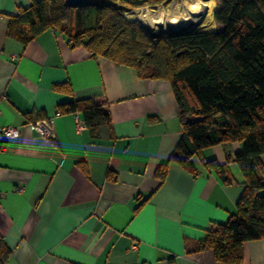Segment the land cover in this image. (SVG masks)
Returning a JSON list of instances; mask_svg holds the SVG:
<instances>
[{"label":"crops","instance_id":"obj_1","mask_svg":"<svg viewBox=\"0 0 264 264\" xmlns=\"http://www.w3.org/2000/svg\"><path fill=\"white\" fill-rule=\"evenodd\" d=\"M32 1L0 0V127L19 130L16 138L0 134L5 264H219L212 250L188 251L236 213L241 145L201 155L226 164L229 184L194 157L196 175L172 162L159 185L155 172L182 131L170 83L72 48L53 29L27 45L10 38V18ZM65 82L71 95L53 89ZM85 99L107 105L111 130H78L75 114H58L59 104ZM49 119L51 139L30 125ZM243 255L242 264H264V240L245 242Z\"/></svg>","mask_w":264,"mask_h":264},{"label":"trees","instance_id":"obj_2","mask_svg":"<svg viewBox=\"0 0 264 264\" xmlns=\"http://www.w3.org/2000/svg\"><path fill=\"white\" fill-rule=\"evenodd\" d=\"M103 1L71 7L65 0H33L10 18L7 34L27 45L53 29L66 36L72 48L83 46L93 56L134 69L139 78L169 82L182 131L170 158L155 172L159 185L165 182L170 163L196 175L192 158H201L205 149L217 145L239 143L241 149L233 163L243 180L236 213L225 223L211 225L205 238L188 252L212 250L219 264H242L243 244L264 240V0H218L213 15L218 31L157 43L122 14L125 10L156 9L173 0ZM53 89L72 93L67 82L54 84ZM57 111L78 115L90 130L101 125L111 130L107 105L92 99L59 104ZM201 160L223 183H230L226 164ZM107 177L115 180L112 173ZM10 255L11 250L0 240V264Z\"/></svg>","mask_w":264,"mask_h":264},{"label":"bare ground","instance_id":"obj_3","mask_svg":"<svg viewBox=\"0 0 264 264\" xmlns=\"http://www.w3.org/2000/svg\"><path fill=\"white\" fill-rule=\"evenodd\" d=\"M193 1V0H191ZM201 6L198 19L188 18V11L182 13L166 14L163 11L150 13L126 12L124 16L131 21L138 23L154 39L165 38L170 34L171 26H180L182 32H210L215 29L213 13L216 10L214 0L196 4Z\"/></svg>","mask_w":264,"mask_h":264},{"label":"rangeland","instance_id":"obj_4","mask_svg":"<svg viewBox=\"0 0 264 264\" xmlns=\"http://www.w3.org/2000/svg\"><path fill=\"white\" fill-rule=\"evenodd\" d=\"M91 1L93 4H101L104 1L103 0H89ZM216 5L218 4V0H214ZM202 2H209V0H173L172 2H170L169 4H166L165 6H160L156 9H147V8H143V9H139L136 10L135 12H142V11H148L150 13H157L158 11H163L166 14H170V13H182L183 11H188V18H192V19H198L199 13L201 12L199 5L196 4H200ZM193 15H197V17H194ZM220 29V27H218L216 25V29L214 31H218Z\"/></svg>","mask_w":264,"mask_h":264},{"label":"built area","instance_id":"obj_5","mask_svg":"<svg viewBox=\"0 0 264 264\" xmlns=\"http://www.w3.org/2000/svg\"><path fill=\"white\" fill-rule=\"evenodd\" d=\"M77 119V128L78 130H84L87 127L76 115ZM31 127L41 136L51 139L54 137V127L52 120H41L30 123ZM0 134L4 135L7 138H16L19 136V130L17 128L12 127H0Z\"/></svg>","mask_w":264,"mask_h":264},{"label":"water","instance_id":"obj_6","mask_svg":"<svg viewBox=\"0 0 264 264\" xmlns=\"http://www.w3.org/2000/svg\"><path fill=\"white\" fill-rule=\"evenodd\" d=\"M65 4L68 5V6H71V7H82V6H91L93 3L91 1H89V0H65ZM132 11H136V10H125L122 15L124 16V13H126V12H132ZM214 13H213V15H214ZM193 16L194 17H197V15H193ZM129 21H131V20H129ZM140 28L145 32V34L153 42H156V43L159 42L161 39H164L165 40V39H168V38H171V37H175V36H183V35H191V34L205 33V32H182L180 26H171L170 27V34L169 35H167L165 38L154 39L141 26H140ZM210 32H214V31H210Z\"/></svg>","mask_w":264,"mask_h":264}]
</instances>
